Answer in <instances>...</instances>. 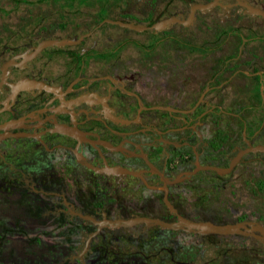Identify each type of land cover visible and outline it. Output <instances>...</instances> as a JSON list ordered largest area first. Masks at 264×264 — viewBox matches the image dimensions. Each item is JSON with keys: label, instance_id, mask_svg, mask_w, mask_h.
I'll return each mask as SVG.
<instances>
[{"label": "flooded vegetation", "instance_id": "1", "mask_svg": "<svg viewBox=\"0 0 264 264\" xmlns=\"http://www.w3.org/2000/svg\"><path fill=\"white\" fill-rule=\"evenodd\" d=\"M216 2L244 12L237 0ZM247 2L264 11V2ZM101 21L65 37L33 30L0 49V264H264V200L227 202L207 215L190 195L221 177L193 172L198 165L227 167L240 151L264 146L255 141L264 115L231 146L232 131L215 118L229 112L207 99L226 89L228 79L216 81L235 57L197 83L182 74V59L171 63L165 30L118 42L98 31ZM246 65L234 74L249 80L244 95L258 97L252 110L264 113V61L254 54ZM261 154L247 152L235 166ZM235 166L217 187L233 182ZM257 182L264 191V177ZM178 216L216 231L188 230ZM138 217L149 222L126 223Z\"/></svg>", "mask_w": 264, "mask_h": 264}, {"label": "rangeland", "instance_id": "2", "mask_svg": "<svg viewBox=\"0 0 264 264\" xmlns=\"http://www.w3.org/2000/svg\"><path fill=\"white\" fill-rule=\"evenodd\" d=\"M246 1L257 6L264 2ZM208 2L209 0H89L82 5L69 6L66 0H46L40 3L37 0H0V49L8 42L24 41L25 35L33 30L45 29L50 32L60 29L62 31L59 35L62 37L85 32L98 23L100 9L106 10V18L151 24L155 20L170 16L184 19L191 4ZM232 27L239 30L243 41L250 42L243 45V53L239 56L235 55L240 43L239 35L227 34V29ZM98 31H105L106 36L118 42L128 40L143 43L151 38L150 31L139 32L108 23L100 26ZM165 34L170 37L168 56L171 63L182 59L185 62L182 74L197 83L220 68L225 57H235L222 70L216 81L220 83L228 79L226 89L222 92H209L207 99H220L221 108L229 113L216 114L215 118H219L227 130L232 131L235 139L230 141V145L239 144L242 134L246 136L254 130L264 113L252 110L259 104V99L244 95L249 80L244 78L241 72L234 74V71L246 70L247 61L254 54L264 61V18L247 14L239 7L225 11L215 6L205 12L196 11L190 25L174 24L165 30ZM255 34L261 35L262 38H255ZM173 39L186 41L192 46H197L199 50L178 46L174 44ZM239 103L242 105L241 111L237 106ZM260 133L255 141L262 143L264 128ZM246 158L249 161L235 166L231 174L233 182L227 183L224 188L217 185L230 177L227 174L220 175L219 181L210 177L205 180L202 188L191 192V198L199 201L207 215H212L227 202L255 207L264 200V191L257 188V180L264 177V154L249 155ZM257 158L261 161L256 160Z\"/></svg>", "mask_w": 264, "mask_h": 264}, {"label": "water", "instance_id": "3", "mask_svg": "<svg viewBox=\"0 0 264 264\" xmlns=\"http://www.w3.org/2000/svg\"><path fill=\"white\" fill-rule=\"evenodd\" d=\"M237 3L239 6L244 8L245 13L250 14L252 16L257 15V16L264 18V11H262L261 9H259L257 7H254L250 4H248L247 1L237 0ZM216 4H217L216 0L208 2V3H204V4H198V3L194 4L193 3L189 7V12H188L186 18L182 19V18H179L177 16H170L168 18L156 21L150 26H147L142 22L133 23V22H126V21H121V20H114V19H110V18L103 19L100 22L99 26L104 24V23H108V24L117 25V26H120L123 28L139 31V32L145 31L147 29H154L155 32H159V31H164V30L169 29L174 24H178V25H182V26H188L192 23V21L194 19V13L196 11L205 12L207 10H210ZM82 38H83V36H81L78 39H75L73 41L68 40V39L50 40V41L45 42L43 44V46L61 47V46H65V45H70V44L75 43V42H79ZM247 152L264 153V146H260V145L251 146L247 149L240 151L233 159H231V161L227 167H218V166H211V165H203V166L198 165L194 169L193 172H195L197 170H210V171H214L215 173H217L219 175H225L235 166V164L238 162L241 155H243ZM149 166L151 168H153L150 164H149ZM119 169L120 168L105 167L104 169H102V171H104L106 173L118 174V173H121V171H119ZM120 170H122V174H124V175H127V174L138 175V173L134 172V171H130V170H126V169H120ZM164 202H165L168 210L171 212H174V209L172 208L171 204L169 203V201L166 198V193L164 195ZM178 221L186 224L188 227V230L194 229V230L201 231V232H206V231L207 232H215L216 231L214 226L209 222H192V221L186 220L180 216H178ZM138 222H147L148 223L149 219L143 218V217H138V218L126 221L127 224L138 223Z\"/></svg>", "mask_w": 264, "mask_h": 264}, {"label": "trees", "instance_id": "4", "mask_svg": "<svg viewBox=\"0 0 264 264\" xmlns=\"http://www.w3.org/2000/svg\"><path fill=\"white\" fill-rule=\"evenodd\" d=\"M44 1H46V0H37V2H44ZM67 2H68V4H69V6H72V5H74V4H77V5H82V4H84V3H86V2H88L89 0H66ZM101 1H103V2H105V1H110V0H101ZM105 14H104V9H101V11H100V13H99V21H101V20H103L104 18H105ZM98 21V22H99ZM238 29L237 28H228L227 29V34H234V35H239V37H240V41H242L243 40V38L241 37V35L238 33ZM253 35V34H252ZM255 35H257V36H255V38H262V36L261 35H259V34H255ZM173 41H176V42H178L179 44H184V43H186V42H184V41H182V40H178V39H173ZM187 46H189V47H191V48H193V49H195V50H199V48L197 47V46H190L188 43H187ZM220 132H219V137H220Z\"/></svg>", "mask_w": 264, "mask_h": 264}]
</instances>
